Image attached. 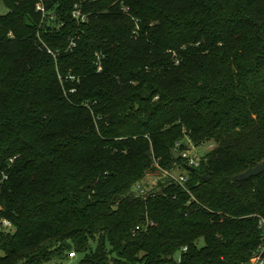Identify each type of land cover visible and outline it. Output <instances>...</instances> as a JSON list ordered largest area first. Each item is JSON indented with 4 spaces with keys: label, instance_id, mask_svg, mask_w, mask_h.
<instances>
[{
    "label": "trees",
    "instance_id": "16d2710c",
    "mask_svg": "<svg viewBox=\"0 0 264 264\" xmlns=\"http://www.w3.org/2000/svg\"><path fill=\"white\" fill-rule=\"evenodd\" d=\"M42 1L0 0V264H250L264 0Z\"/></svg>",
    "mask_w": 264,
    "mask_h": 264
},
{
    "label": "built area",
    "instance_id": "2783aa9c",
    "mask_svg": "<svg viewBox=\"0 0 264 264\" xmlns=\"http://www.w3.org/2000/svg\"><path fill=\"white\" fill-rule=\"evenodd\" d=\"M37 9L41 11L43 14H45V7L43 4V1L40 0V2L37 5ZM74 16L76 18H80V11L76 10L74 12ZM83 20H85V17H83ZM213 148V146L211 145ZM180 157H182L185 161V166H190L192 168H197L200 166V158H197L192 154V149H189L183 153H180ZM160 169V168H159ZM160 172L164 173L167 177H169L174 183L180 185L183 187L187 193L190 194V191L187 188V183L189 182V176L184 173H176V170L173 171H167L160 169ZM157 172V173H160ZM142 194L144 195L145 192L142 191ZM0 226H2L4 229L11 230L14 228L13 223L9 220H2L0 221ZM260 226L262 229H264V218L260 220ZM139 229V228H138ZM188 249L185 248L184 251L186 252ZM71 258L75 257V253H70ZM250 264H264V237H263V243L260 247L259 253L251 260Z\"/></svg>",
    "mask_w": 264,
    "mask_h": 264
},
{
    "label": "rangeland",
    "instance_id": "374dc122",
    "mask_svg": "<svg viewBox=\"0 0 264 264\" xmlns=\"http://www.w3.org/2000/svg\"><path fill=\"white\" fill-rule=\"evenodd\" d=\"M8 12V9L3 5L1 4L0 5V13L2 14H6ZM192 154L194 156H196L197 158H202L203 156H205L207 153H209L211 150H212V147L210 144H203V145H200L198 147H192ZM176 173H184V174H187V171L186 169L184 168H181V169H176ZM152 176H150L147 180V184L152 187V188H155V189H158V182H159V173L155 172V173H152L151 174ZM75 258V257H74ZM73 258V259H74ZM76 261L75 259L72 260L71 256H70V259L69 260H65L63 262H59L57 264H74L73 262Z\"/></svg>",
    "mask_w": 264,
    "mask_h": 264
},
{
    "label": "water",
    "instance_id": "95a60500",
    "mask_svg": "<svg viewBox=\"0 0 264 264\" xmlns=\"http://www.w3.org/2000/svg\"><path fill=\"white\" fill-rule=\"evenodd\" d=\"M173 156L175 159H179L180 158V152L179 151H173ZM186 168L189 171H194L195 168H192L190 166H186ZM264 172V162L257 164L255 167H251L249 168L247 171H245L244 173L240 174L239 176H237V180L238 181H245L248 179H251L253 177H256L258 175H260L261 173Z\"/></svg>",
    "mask_w": 264,
    "mask_h": 264
}]
</instances>
